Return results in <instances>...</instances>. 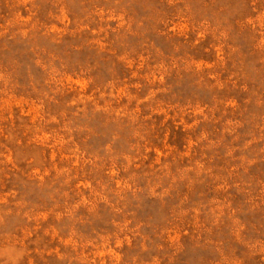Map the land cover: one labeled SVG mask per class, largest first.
<instances>
[{
    "label": "rangeland",
    "instance_id": "1",
    "mask_svg": "<svg viewBox=\"0 0 264 264\" xmlns=\"http://www.w3.org/2000/svg\"><path fill=\"white\" fill-rule=\"evenodd\" d=\"M0 264H264V0H0Z\"/></svg>",
    "mask_w": 264,
    "mask_h": 264
}]
</instances>
